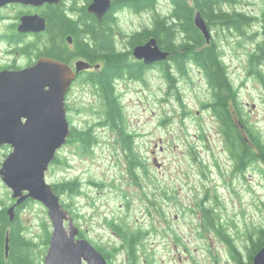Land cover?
Listing matches in <instances>:
<instances>
[{"label": "rangeland", "instance_id": "rangeland-1", "mask_svg": "<svg viewBox=\"0 0 264 264\" xmlns=\"http://www.w3.org/2000/svg\"><path fill=\"white\" fill-rule=\"evenodd\" d=\"M157 1L158 13L165 15L170 4ZM151 15L146 10L128 13L120 18V27L133 35L146 28ZM244 36L231 35L222 47L234 83L240 85L239 118L264 141V62L260 74L248 73L253 41L250 34ZM11 58L0 42V65ZM160 65L145 69L139 79L127 76L116 82L123 126L133 135L131 157L118 132L104 124L98 88L80 80L73 85L66 97L69 125L91 128L94 140L87 149L76 139L68 140L46 171V181H80V192L58 194L60 201L80 237L102 248L108 264H132L114 224L127 234L140 232L135 264H234L222 237H231L246 253L251 247L247 237L257 239L258 229L264 228V164L257 159L242 172L233 170L220 121L208 108L212 94L203 75L187 67L179 74L170 64L176 75V83L170 85ZM10 151L9 145L0 146V164ZM13 200L0 178V208ZM210 215L220 230L207 223ZM17 219L33 241L34 264H43L48 247L43 243L44 228H52L47 208L27 200L18 206Z\"/></svg>", "mask_w": 264, "mask_h": 264}, {"label": "flooded vegetation", "instance_id": "flooded-vegetation-1", "mask_svg": "<svg viewBox=\"0 0 264 264\" xmlns=\"http://www.w3.org/2000/svg\"><path fill=\"white\" fill-rule=\"evenodd\" d=\"M92 1L59 0L58 2L45 1L40 4L7 2L0 6V42L3 44L4 52L12 57L4 65H0V70L25 68L35 64L40 57H48L69 65L75 72V78L68 92L79 80L94 85L93 76L97 75L104 66L103 52L114 49L116 52L123 53L130 49L129 36L131 35L129 30L120 27V20H123L120 18L128 13H141L144 10L152 12V15L149 16V23L145 25L147 28L153 26L156 15H161L157 10L159 4L157 0H149L148 5H145V0H127L124 4L115 7L114 10L112 9L113 0H110L109 9L99 18L95 13L88 10ZM165 1L170 4L168 7L170 9L162 16L173 25L175 30L174 38L176 40H174L173 52H183V48H188L189 52L187 58H184L181 63L183 71L178 69V61H167L171 51L166 60L157 62V64L163 65L165 62H169L179 74L186 73L187 67L188 70L196 69L198 73L203 75L206 85L209 86L210 94H212L208 108L220 121L221 135L225 141L226 151L233 159V170L242 172L244 168L251 165L248 163L256 162L257 159L261 160L256 157L257 151L255 146L253 147V134L257 132L252 127H249V130L253 133L249 132L248 127L239 118L237 109L239 110L238 93L240 85L234 83L231 66L227 58L228 54L222 45L228 41L231 35L241 39L242 36L250 34L253 42L251 43L252 48L248 51V63L249 66L253 67L251 69L249 67L248 73L260 74L258 68L264 62V0H257L256 2L243 0H192L189 2L184 0L189 8L196 7L189 18L191 31L187 33L182 29L186 19L184 16L176 15L174 0ZM201 4L205 7V12H209V14L204 13L205 15H202L198 7ZM250 7H253L254 11L249 10ZM197 12L200 13L211 34L209 40L195 25L194 18ZM27 16L37 20L35 29L21 31L19 26L23 18ZM41 18L44 20V28L37 30V27L41 25ZM65 19L68 24L65 23ZM119 28L121 30H118ZM194 28L197 33L193 31ZM100 33H104L106 36H100ZM218 36H223V39L217 40L216 37L219 38ZM126 40L127 42H125ZM159 47L164 50L161 46ZM199 53L201 54L197 56ZM19 60L22 61L19 63ZM135 60L144 64L141 60ZM78 61H84L88 66L77 71L76 63ZM155 64L144 65L147 69ZM172 78L173 81L170 85L176 83L175 73L172 74ZM117 81H114L115 85ZM213 81L217 83L214 84ZM220 97L225 101L227 115L224 113L225 111H222ZM224 114L234 129L230 130L224 126ZM225 131L230 132L227 134ZM238 133L250 148L249 152L246 151L248 154L245 155L242 162ZM253 151L255 156L252 154ZM262 163L264 164L263 161ZM208 212L210 211L208 210ZM216 222L217 220H214L213 216L210 215V220L207 223H210L216 230H220V225ZM80 234L79 230V237ZM250 237L253 238V236L247 238L250 240ZM224 238L225 241H228V254L233 263H248L250 252L243 253L241 249L236 248L231 237L226 238L224 236ZM251 264H253L252 259Z\"/></svg>", "mask_w": 264, "mask_h": 264}, {"label": "water", "instance_id": "water-1", "mask_svg": "<svg viewBox=\"0 0 264 264\" xmlns=\"http://www.w3.org/2000/svg\"><path fill=\"white\" fill-rule=\"evenodd\" d=\"M45 1L59 0H0V6L7 2L40 4ZM110 4V0H93L88 10L100 18ZM194 22L209 40L211 34L199 12ZM36 23V19L24 17L19 30H34ZM43 28L41 18L37 30ZM168 55L154 37L132 48V56L144 64L164 61ZM87 66L84 61H78L76 70ZM74 78L75 72L69 65L48 57H40L25 68L0 70V146L11 147L0 164V178L14 199L6 213L13 220L15 208L27 200L41 202L47 208L52 228L43 264H108L101 251L86 238L79 237L72 215L45 177L70 133L65 97ZM4 249L8 255L7 236ZM252 261L264 264V243Z\"/></svg>", "mask_w": 264, "mask_h": 264}, {"label": "trees", "instance_id": "trees-1", "mask_svg": "<svg viewBox=\"0 0 264 264\" xmlns=\"http://www.w3.org/2000/svg\"><path fill=\"white\" fill-rule=\"evenodd\" d=\"M127 0H113L112 9L114 10L115 7H118L120 4H124ZM203 1V0H201ZM205 1V0H204ZM149 0H145V5H148ZM175 2V10L177 16H184L185 22L182 25V29L187 33L191 27V20L189 19L192 16L193 10L196 8H189L184 0H174ZM200 8V12L202 15L209 14V12H205V7L198 6ZM189 19V20H188ZM65 23L68 24V21L65 19ZM193 31L197 33L196 29L194 28ZM100 36H106L104 33H100ZM154 37L157 41V44L161 46L164 50L168 52H172L170 57L167 61H178V69L183 71L182 68V61L184 58H187L188 55V48H183V52H173L175 46V30L173 29V25L170 24L166 18L162 15H156L153 21L152 27L144 28L141 31L135 32L129 38V46L131 47L126 52H116L113 50H105L104 54V66L97 75L93 76L94 85L98 88V93L102 98V106L104 108V124H107L111 129H114L118 132L120 140L123 144V147L128 151L127 156L131 157L134 154L133 151V135L128 132L127 129L124 128V113L123 107L121 105L119 94L116 90L115 82L123 77H129L133 79H139L142 77L143 71H145V65L139 61H136L132 56V48L136 44L144 43L147 39ZM186 47V45H185ZM199 53L197 56H199ZM211 54V52H210ZM196 56V57H197ZM170 63L165 62L163 63V72L165 77L168 79L169 83H172V73L170 70ZM214 84L217 83L213 81ZM221 99V106L222 111L227 115V111L225 109V101ZM224 114V126L228 129L232 130L233 125H230V122L226 118ZM223 118V117H222ZM250 129L249 127L247 128ZM91 128L87 127L85 129H76L70 126V133L68 136V140H77L81 142V147L87 149L89 145L93 142L94 136L91 132ZM230 131H225V133H229ZM249 132H252L249 130ZM256 132V131H255ZM253 133V132H252ZM240 139V148H241V162L244 159L245 155H247L250 151L249 146L245 142L243 137L239 136ZM67 140V141H68ZM253 141L256 148V157L261 159L264 162V141L260 134L254 133L253 134ZM250 154V153H249ZM252 154L255 156L254 151ZM58 161V157L56 156L52 163ZM134 165V162L132 161ZM54 191L57 194H63L64 192L69 194H77L80 192L81 183L78 179L67 180L63 182H58L52 184ZM62 203V202H61ZM63 207L66 206L62 203ZM21 206V205H20ZM7 207L0 208V264H34V260L30 255V251L32 246L29 244H33L31 238H27L22 232V226L18 222L17 219V210L18 207L15 209V217L13 220L9 219V216L6 213ZM66 209V208H65ZM69 212V211H68ZM70 214V213H69ZM112 224V223H111ZM114 227L120 232L123 239H125L126 244L124 247L127 248L129 256L131 258L132 264H135L138 257L136 255L137 251V244L139 242V233L135 232V234H127L121 229L120 226L114 224ZM8 237V255L5 258V238ZM50 237V231L48 228H44V237L43 243L48 245ZM225 240L224 237H222ZM228 243V241L226 240ZM251 242V249H250V258L248 263L240 262L241 264H251V259L253 255L262 247L264 243V228L258 229V236L257 239H253L250 237ZM97 248V247H96ZM100 248V247H99ZM97 248L107 259V254H104L102 248ZM235 248V247H234ZM103 251V252H102ZM106 253V252H105Z\"/></svg>", "mask_w": 264, "mask_h": 264}, {"label": "bare ground", "instance_id": "bare-ground-1", "mask_svg": "<svg viewBox=\"0 0 264 264\" xmlns=\"http://www.w3.org/2000/svg\"><path fill=\"white\" fill-rule=\"evenodd\" d=\"M65 106H66V104H65ZM66 115H67V110H66Z\"/></svg>", "mask_w": 264, "mask_h": 264}]
</instances>
